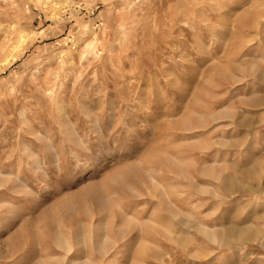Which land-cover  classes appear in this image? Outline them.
I'll return each instance as SVG.
<instances>
[{
  "label": "rangeland",
  "instance_id": "1",
  "mask_svg": "<svg viewBox=\"0 0 264 264\" xmlns=\"http://www.w3.org/2000/svg\"><path fill=\"white\" fill-rule=\"evenodd\" d=\"M0 264H264V0H0Z\"/></svg>",
  "mask_w": 264,
  "mask_h": 264
}]
</instances>
